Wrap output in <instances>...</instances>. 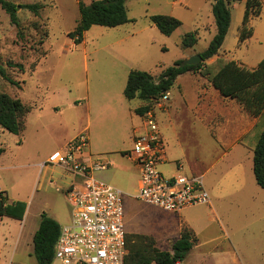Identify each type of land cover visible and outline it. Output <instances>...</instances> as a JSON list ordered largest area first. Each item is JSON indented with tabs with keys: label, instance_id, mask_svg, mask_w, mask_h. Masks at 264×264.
I'll list each match as a JSON object with an SVG mask.
<instances>
[{
	"label": "rangeland",
	"instance_id": "1",
	"mask_svg": "<svg viewBox=\"0 0 264 264\" xmlns=\"http://www.w3.org/2000/svg\"><path fill=\"white\" fill-rule=\"evenodd\" d=\"M10 1L17 4L38 2L43 8L36 15L19 7V24L15 25L0 4V64L8 76L5 78L0 73V93L20 97L32 107L19 134L0 126V147L4 148L0 155V190L6 191L11 202L23 200L30 209L22 220L0 216V264H36L33 236L41 213L51 216L60 211L61 225L63 215L70 216L71 211L64 196L70 177L58 166L48 165L42 169L39 162L60 148L67 136L77 130L79 119L81 127L90 121L94 147L114 150L124 146L132 126L126 105L137 108L143 102L138 97L124 100L125 113L121 112L124 124L110 125L112 117L104 114L108 112L100 111L94 101L89 106L85 103L95 67L106 65L109 56L113 55L133 68L149 71L157 77L174 61L185 60L205 50L216 33L212 13L214 0H126L127 13L133 21L119 26L94 24L85 31L80 43H75L68 35L79 18V0ZM82 1L90 3L92 0ZM231 6V24L219 52L206 59L202 69L179 76L166 102L159 98L149 103L166 144L180 158L178 164L184 165L187 172L192 170L203 175L207 189L218 183L227 168L240 167L241 187L234 194L224 192L220 200L226 228L238 257L237 263L231 259L226 264H264V189L257 184L253 172V148L264 127V111L250 118L253 121L255 117L256 125L239 139L241 145L233 146L237 141L233 138L234 133L241 126L249 125L247 119L239 122V117L247 111L234 98L219 96L217 99L211 83L213 73L227 60L234 59L251 68L264 58V0L261 14L248 22L253 34L244 40L239 39V33L245 2L232 0ZM155 13L173 15L182 24L170 35L164 34L149 19L148 15ZM193 30L198 31V42L184 48L182 37ZM122 38L126 41L118 43L117 40ZM9 62L21 63L22 67L9 65ZM119 96L124 99L123 89ZM207 96L218 108L221 119L219 123L215 119L203 121L204 126L196 124L194 106L205 101ZM78 100L80 104H77ZM72 102L75 106L70 105ZM65 104L68 107H63ZM133 117L139 126L140 115L137 113ZM231 146V151L224 155L223 151H228ZM104 155L111 158V164L97 174L106 180L108 175L107 181L124 192L127 254L133 243L142 242L139 239L142 234L154 235L158 248H170L176 238L174 228L177 226L171 217L179 221L180 218L174 216L173 211L162 210L134 197L139 185V170L127 156L120 151ZM97 158L102 159L101 156L94 159ZM173 168V163L159 164L165 175H170ZM208 191L211 197V191ZM155 218L159 219L153 220ZM183 227L187 226L182 221ZM223 233L218 219L213 221L200 233V242L193 246L190 261H196L202 251L213 248L219 236L223 238L219 240L223 247L231 245ZM210 262L216 264L218 260ZM53 264L62 263L55 259Z\"/></svg>",
	"mask_w": 264,
	"mask_h": 264
},
{
	"label": "trees",
	"instance_id": "2",
	"mask_svg": "<svg viewBox=\"0 0 264 264\" xmlns=\"http://www.w3.org/2000/svg\"><path fill=\"white\" fill-rule=\"evenodd\" d=\"M126 0H92L86 3L79 0V18L75 28L68 35L75 43L84 39V33L92 25L117 26L134 19L130 18L125 5ZM245 8L242 18V27L239 39L244 40L253 34L252 27L248 26L251 18L259 16L263 8V0H244ZM232 0H214L212 13L216 23V33L210 40L207 48L199 52L202 60L194 64H184L178 59L164 68L155 77L151 72L133 68L130 70L124 88L127 99L135 97L146 101L135 109L143 115L150 109V101L159 99L173 86L176 78L188 71L196 72L203 68L206 59L216 55L227 35L231 24ZM2 8L9 14L15 25L19 24L17 10L27 8L38 14L43 8L38 2L17 4L10 0H0ZM150 21L158 29L170 35L182 22L179 18L162 13L149 15ZM198 31H188L182 37L184 48L193 47L198 42ZM9 65L22 67L21 63L9 62ZM0 73L8 78L5 68L0 64ZM212 85L224 97L236 99L252 116H259L264 111V58L255 67H247L234 59L227 60L211 77ZM31 105L26 104L20 97L6 92L0 93V126L12 133L19 134L24 129V118L31 111ZM4 148L0 147V155ZM253 172L257 184L264 189V127L253 148ZM5 192V194L3 193ZM26 202L23 200L9 201L5 190H0V216H10L22 219L25 213ZM60 223L46 212L41 213L38 228L33 236L34 255L36 264H53L55 260V244L60 233ZM128 239V235H127ZM141 243H133L125 258V264H177L183 261L197 242V236L189 227H183L180 235L175 238L170 249H160L150 235H140Z\"/></svg>",
	"mask_w": 264,
	"mask_h": 264
},
{
	"label": "built area",
	"instance_id": "3",
	"mask_svg": "<svg viewBox=\"0 0 264 264\" xmlns=\"http://www.w3.org/2000/svg\"><path fill=\"white\" fill-rule=\"evenodd\" d=\"M160 99H167V93ZM142 119L143 130L133 136L132 147L126 153L139 170L136 198L173 212L209 203L211 197L203 175H165L159 169L166 154L159 122L151 109ZM88 146L87 134L79 133L64 147L53 150L42 163L58 166L70 177L64 195L72 205V216L60 226L55 259L62 264H125L124 192L97 174L109 167L108 161L84 159ZM177 166L180 171L182 165Z\"/></svg>",
	"mask_w": 264,
	"mask_h": 264
},
{
	"label": "crops",
	"instance_id": "4",
	"mask_svg": "<svg viewBox=\"0 0 264 264\" xmlns=\"http://www.w3.org/2000/svg\"><path fill=\"white\" fill-rule=\"evenodd\" d=\"M117 26H119V25H117ZM125 41L126 40L123 38L120 40H117L118 43L125 42ZM131 69H133V67L131 65H129L127 63V61L119 59L113 55L109 56V58L106 61V65L95 67L93 84H91L92 86H90V89H88V91H87L85 103H87L89 106L90 103L92 101H94L96 107L99 108L100 111L108 112V113H104V114H107V116L112 117V120L109 123L110 125H118L117 127H119L120 125L122 126L124 124L122 121L123 115L121 114V112L125 113L124 100H131V99L126 98V96L124 94V88H125V85H126V82L128 79V75H129V72ZM137 69H139V68H137ZM181 75H179V76H181ZM179 76L177 78H179ZM120 89H123L124 99H123V97L119 96ZM213 89H214V92H216V94H217L216 95L217 99H219V96H221L222 98H226L223 95H221L220 92L214 86H213ZM170 90L167 92V99H165V102L169 99V95L171 92ZM80 103H81V101L78 100L77 104H80ZM145 103H146V101L143 100V102L141 104H138L137 107L144 105ZM70 105L75 106L73 104V102ZM63 107H68V104H65ZM126 107H127V112L130 116V121L132 123V126H131V134L127 137L126 144L124 146H120L119 148H115V149L112 148L114 150H107V148L99 149L97 146L94 147L92 140H91L92 135L89 131L90 121L88 120V123L84 127H81V120L79 119V121L77 123V130L74 129L67 136L68 137V138H66L67 140H65L62 143V146H60V148L64 147L66 145V143L68 142V140L73 138L75 135H78L79 133H86L88 138H89V146H88V150H87L88 154L85 155L84 159L87 162H91L92 160H94L95 156H101L103 160L108 161L111 164V158L104 155V153H109V152L120 151L123 155L127 156L126 153L132 147L133 136L143 130V119H142V115L139 114L141 117V121H140V125L137 126L136 123H134L135 119L133 117V116H135V114H137L133 110L136 107L131 108L130 105H126ZM175 107H176V105H175ZM55 108H57V106H55ZM56 111H58V110L56 109ZM167 113L170 114L169 111H167ZM194 115L197 119L196 124H202L204 126H205V124L203 123V121L207 122L210 120L212 122L215 119L219 123V120L221 119V116L219 115L218 108H216V106L212 104V102L210 101L208 96H207V99L205 101H202L201 103H198L196 106H194ZM246 116H248V118H246ZM250 118H253V116H251L247 112L244 113L241 116V118L239 117V122L241 121V123H242V119H247L249 121L248 122L249 125L241 126L242 128H240L239 131L234 133L233 138H235L237 141H235V144L233 146H235L237 144L241 145L238 142L239 139L243 135L247 134L256 125L255 117H254L253 121ZM102 132L104 133L103 128H102ZM161 134H162L163 139L165 141L166 139L164 138L165 136H164L162 130H161ZM166 142H167V140L165 141V145H167L165 159L161 163H164V162L165 163H173L174 168L171 170L172 172L170 173V175L176 174L178 172H184L187 174L194 173V171L192 172V170H190L191 172L185 171L184 165L181 167L180 171L178 170L177 165H178L180 158L170 150V146H168V143L166 144ZM233 146H231V148L228 151H223L224 155H227L231 151ZM48 156L46 157V159L48 158ZM46 159L39 162V165L42 169H46L49 166H52L50 164H48L49 166L48 165H42V163L44 161H46ZM128 159L132 162V165H134V167L138 169L137 165L133 162V160H131L129 157H128ZM183 164H184V162H183ZM226 171L227 172L224 176L219 177V181L215 186L209 185L208 189L211 191V194H212L209 203H207L206 205L199 204V205L189 206L180 212H175L174 216H178L180 218L181 222L177 218L171 217L175 221V223L177 224V226L174 228V230H175L174 232L176 233V238L181 233L182 221H183V223H185L186 226L189 227L197 236V242L196 243L198 244L200 242V238H199L200 233L204 232L213 223V221H216L218 219L220 229H221V231L224 232L223 233L224 235H222V236L224 238L230 239V235H229L227 228H226L225 215L223 214V212L221 210V201L220 200L223 198L224 192H226L228 194H234L236 192V189L241 187L242 181H241L240 167L233 168L230 166L229 168H227ZM105 178H107V180H109L108 175L105 176ZM226 180H227V183H226ZM231 187H233V188H231ZM138 190H139V185H138V189H137L136 194L138 193ZM136 194H134V197ZM66 200H67V198H66ZM67 203L70 205L71 211H70V216H64L63 215L64 223L70 221L71 216H72V205L68 200H67ZM29 210H28V206L26 203V208H25V213H24L23 218L28 216ZM51 217H53L54 219H56L60 223V219H61L60 211H58V212L56 211V214L51 215ZM167 217H170V216H167ZM12 218H14V217H12ZM16 219H18V218H16ZM22 219H19V220H22ZM157 219H159V218H155L153 220H157ZM162 221H164V220H162ZM152 236H154V235H152ZM219 238H220L219 240H221V239L223 240V238L221 236H219ZM219 240L215 243L216 245L213 248L202 251L200 253L201 256L198 257L196 259V261H190V256L192 254L191 252L193 250V248H192L191 251L189 252L188 256L183 261H179L177 264H183L184 262H187V264H214L213 262L212 263L210 262L212 259H214V261L218 260V262L216 264H226V262L230 261L231 259L234 261V263L236 261L238 262V257L235 255L236 248H235V245L233 244V242L231 241V239H230L231 245H228L226 247H223L221 241H219ZM170 248H167V249H170ZM199 250H203V248H200ZM209 259H211V260H209Z\"/></svg>",
	"mask_w": 264,
	"mask_h": 264
},
{
	"label": "water",
	"instance_id": "5",
	"mask_svg": "<svg viewBox=\"0 0 264 264\" xmlns=\"http://www.w3.org/2000/svg\"><path fill=\"white\" fill-rule=\"evenodd\" d=\"M201 60H202L201 54L197 53V54H194L191 57L183 60V63L184 64H194V63H197L198 61H201Z\"/></svg>",
	"mask_w": 264,
	"mask_h": 264
}]
</instances>
